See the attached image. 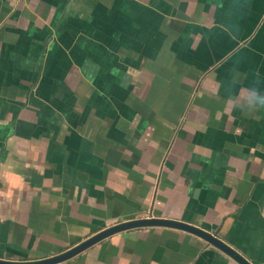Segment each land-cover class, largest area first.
Masks as SVG:
<instances>
[{"label":"crops","instance_id":"crops-1","mask_svg":"<svg viewBox=\"0 0 264 264\" xmlns=\"http://www.w3.org/2000/svg\"><path fill=\"white\" fill-rule=\"evenodd\" d=\"M261 98L264 0H0V259L264 264Z\"/></svg>","mask_w":264,"mask_h":264},{"label":"water","instance_id":"water-1","mask_svg":"<svg viewBox=\"0 0 264 264\" xmlns=\"http://www.w3.org/2000/svg\"><path fill=\"white\" fill-rule=\"evenodd\" d=\"M145 226H168V227H174L183 229L189 232H192L198 236H201L208 242L212 243L213 245L217 246L224 252H226L228 255H230L232 258H234L237 262L240 264H250L245 258H243L239 253H237L233 248L228 246L225 242H223L221 239L217 238L213 234L202 230L198 227H195L190 224H186L183 222L170 220V219H164V218H141L136 220H130L125 222H120L118 224L109 226L93 236L87 238L86 240L80 242L76 246L68 249L67 251L57 254L55 256H51L49 258H44L41 260H34V261H24V262H18V261H8V260H1L0 264H54L58 263L62 260H65L80 251L86 249L87 247L91 246L92 244L100 241L101 239L127 229L131 228H137V227H145Z\"/></svg>","mask_w":264,"mask_h":264},{"label":"clouds","instance_id":"clouds-1","mask_svg":"<svg viewBox=\"0 0 264 264\" xmlns=\"http://www.w3.org/2000/svg\"><path fill=\"white\" fill-rule=\"evenodd\" d=\"M260 106H264V98H261Z\"/></svg>","mask_w":264,"mask_h":264}]
</instances>
